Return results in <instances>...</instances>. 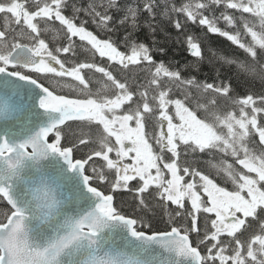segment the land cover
Masks as SVG:
<instances>
[{"label":"snow or ice","instance_id":"1","mask_svg":"<svg viewBox=\"0 0 264 264\" xmlns=\"http://www.w3.org/2000/svg\"><path fill=\"white\" fill-rule=\"evenodd\" d=\"M158 17L191 64L137 39ZM0 21V264H264V93L191 71L199 29L264 88V0H0Z\"/></svg>","mask_w":264,"mask_h":264},{"label":"trees","instance_id":"2","mask_svg":"<svg viewBox=\"0 0 264 264\" xmlns=\"http://www.w3.org/2000/svg\"><path fill=\"white\" fill-rule=\"evenodd\" d=\"M180 2H182V0H177V3ZM157 23L159 27L157 28V31L155 33V46H153V36L151 33H149L147 29L142 28L137 34V39L148 44L150 47L164 48L166 50V54L164 56H161L158 52L155 51L154 55L157 60L163 59L166 62H171V65L174 68L182 69L186 64H191L193 62V58L190 57L185 50L183 43L184 37H178L176 30L172 28L166 20H162L160 17H158ZM189 32H193L192 27L189 28ZM193 34L198 37V42L201 43L205 53V61L199 66V71H196L195 68L191 69L193 75L197 76V78L200 80H207V82H213L216 81V75L217 72H219L221 78L230 79L233 85L242 84V94H247L250 92L251 94L258 95L264 93V88H261L258 78L254 83L244 84V74H241V77L238 80L235 75L234 68L229 69L228 65L223 64V62L215 58L219 56H225L229 59L242 61L245 59L246 54H243L241 51H238L225 38L216 35L206 34L204 31H201L199 29H196ZM56 35L57 34L55 32L50 33L48 37L49 40H51L52 37ZM212 53H215V57L210 60L209 57ZM78 59L83 60L85 62H91L90 54L85 52H80L78 55ZM222 64L223 66H221ZM213 65H215V68L213 67ZM137 72H139V70H137ZM92 79L93 84L90 86L94 89L96 87H99V85L95 83V81L99 79V74H96V76ZM150 127L151 125H149V128ZM91 147H94V145H90L88 148H84L82 151H77L75 153L76 158H80L82 155H86L90 151ZM99 163L101 162L97 161V164ZM86 168L89 169L90 174L89 166L86 165ZM217 182L223 183L219 179ZM227 186L231 187L230 184ZM115 203L125 213L130 215L134 214L135 206L133 197L131 195L125 194L123 196H119L117 197ZM5 210V208L0 209V211ZM164 219L167 220V217H165ZM160 227L163 228L164 225L160 224Z\"/></svg>","mask_w":264,"mask_h":264},{"label":"flooded vegetation","instance_id":"3","mask_svg":"<svg viewBox=\"0 0 264 264\" xmlns=\"http://www.w3.org/2000/svg\"><path fill=\"white\" fill-rule=\"evenodd\" d=\"M4 208V205L3 204H0V209H3Z\"/></svg>","mask_w":264,"mask_h":264},{"label":"rangeland","instance_id":"4","mask_svg":"<svg viewBox=\"0 0 264 264\" xmlns=\"http://www.w3.org/2000/svg\"><path fill=\"white\" fill-rule=\"evenodd\" d=\"M0 23H2V21H0Z\"/></svg>","mask_w":264,"mask_h":264}]
</instances>
